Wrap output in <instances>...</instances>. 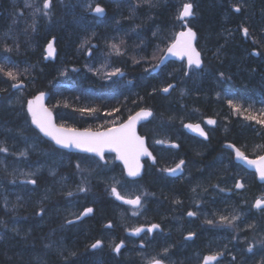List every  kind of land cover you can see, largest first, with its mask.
Returning a JSON list of instances; mask_svg holds the SVG:
<instances>
[{
    "label": "flooded vegetation",
    "instance_id": "af4514ba",
    "mask_svg": "<svg viewBox=\"0 0 264 264\" xmlns=\"http://www.w3.org/2000/svg\"><path fill=\"white\" fill-rule=\"evenodd\" d=\"M182 25L183 22L180 28ZM197 48L202 65L199 69L191 68V85L186 86V89H190L189 93L195 106L191 112L192 121L180 119L176 130L170 131L172 125L154 126V117L158 111L152 109L151 119L139 126L138 133L145 139L146 148L155 158V162L149 157L142 159L141 175L136 179L132 180L125 176L124 169L114 154L105 153L104 160H101L94 155L58 150L42 140L28 125L41 139L42 146L54 148L71 158L81 159L80 170H77L83 172V186L88 191L74 195L73 200L70 197V201L65 205L64 202L58 204V201L66 198L67 193H48L46 200L43 199V193H7L11 198L10 206H15L20 221H13L10 213L2 210L0 217L4 220L9 219L10 224L20 225L21 230L28 228L25 235L14 234L15 246H21L22 243L24 248H27L26 251L40 254L35 260L31 255L16 256V264H20L17 260L23 261L25 258L31 263L21 264H148L152 257L161 258L163 264H202L204 256L223 252L224 255L219 257L217 262L221 264L231 249L236 250L234 246L229 249L232 245L230 233L234 230L235 234H238L234 226L240 225L238 223L228 226L226 223H219L217 219L218 215L230 217L232 206L230 193L246 195L240 198L246 203L238 206V211L242 213L238 216L242 226L253 223L254 227L241 228L238 243L242 236L246 240V235L250 232L252 238L249 242L240 244L241 248L238 251L246 249L247 245L253 242L256 250L249 256L255 257L257 261V256L261 252L257 246H264L262 245L264 213L255 209L253 204L258 198L264 199V182L258 180L255 172L243 166L234 150L227 145L232 144L240 148L248 159L264 155L263 147H257L264 145L262 127L254 121L243 119L244 115H248V112L244 111L247 107L254 115L261 113L263 94L260 79L242 77L240 85L231 89L233 82L210 69V59L205 53L209 47L201 48L198 45ZM171 85L173 87L169 94H160L163 98L169 97L179 86L176 80ZM230 100L239 105L241 114H237L229 106ZM88 110L90 108H85L83 114L78 111L81 114L79 128L102 130L116 124L112 121V115L117 111ZM209 119L214 120L215 124H208ZM188 124L199 125L207 134V139L197 131L185 127ZM29 155L30 158L25 159L24 171L31 172L30 179L35 180L36 184L27 183L29 179H21L19 182L22 186L32 187L29 189L33 192L37 187H42L40 181L57 178L62 179L65 188H71L72 178L69 175L71 161L63 159L60 166L55 169L56 174L51 176L40 170L43 162L34 160L38 157H32L31 151ZM181 160L184 161L181 170L172 174L165 171L175 168ZM235 170L250 179L236 174ZM236 181L243 183L244 187L237 189ZM112 186L128 199L140 196L143 206L137 210L116 200L111 194ZM220 187L226 189L221 191ZM216 189L220 195L215 192ZM36 199L47 205V213L37 215L41 209L36 202L33 203ZM29 204L31 208L28 207ZM86 207L93 208V213L73 224L67 223V220H75L72 213L78 214ZM28 211L35 212V216ZM133 211H137V214L133 215ZM189 211L196 212L197 215L189 217L187 215ZM28 215L34 218V222L23 223V217ZM206 219H211L215 223L209 225L204 222ZM109 223L113 225L111 228L106 227ZM152 224H158L160 227L148 233L147 228ZM216 224L223 227L222 230H216ZM135 228H142L143 231L134 235L132 230ZM189 232L196 233L193 239H185ZM12 237L10 231L7 236L3 235L5 239H0V251L4 242L11 240ZM96 240L103 241V245L92 250L90 245ZM121 241L123 247L117 254L112 250V246ZM164 248H168L169 252L162 256ZM10 250L12 249L3 251L1 255L6 256ZM233 256L232 254L229 259L233 260Z\"/></svg>",
    "mask_w": 264,
    "mask_h": 264
},
{
    "label": "trees",
    "instance_id": "16d2710c",
    "mask_svg": "<svg viewBox=\"0 0 264 264\" xmlns=\"http://www.w3.org/2000/svg\"><path fill=\"white\" fill-rule=\"evenodd\" d=\"M186 1L52 0L51 17H46L43 0H0V65L21 74L19 83L26 86L24 102L36 93L47 92L48 107L58 124L68 128L81 127L79 115L68 111L96 109L100 95L103 101H117L107 107L118 109L112 115L116 124L139 109L157 112L161 107L156 104L163 99L159 91L174 83L179 65L168 64L151 74V58L157 55L159 60L173 41L181 26L177 16ZM190 2L195 15L188 24L197 33V46L209 47L205 53L210 69L216 73L223 64V76L231 82L238 77L259 78L263 94L260 111H264V0ZM95 5L105 9L103 18L89 15ZM236 5L241 6L240 12L233 10ZM35 8L41 12L34 14ZM229 19L235 30L231 37L224 29ZM244 27L249 30L245 38ZM52 40L54 58L45 61L44 47ZM85 40L89 43L84 44ZM113 44L120 48V55L111 48ZM119 73L123 75L118 77ZM12 83L0 73L2 99L12 94ZM19 112L26 120L23 104ZM6 123L0 118V128ZM3 235L0 233L1 240ZM11 249L6 256L0 251V264H16V256L23 251L17 246ZM29 255L33 259L40 256L33 251Z\"/></svg>",
    "mask_w": 264,
    "mask_h": 264
},
{
    "label": "snow or ice",
    "instance_id": "6c2138e0",
    "mask_svg": "<svg viewBox=\"0 0 264 264\" xmlns=\"http://www.w3.org/2000/svg\"><path fill=\"white\" fill-rule=\"evenodd\" d=\"M26 7H32L31 4L26 3ZM51 8H52V0H43L42 10L44 16L51 15ZM235 12L241 11V6L236 5L233 9ZM41 12L40 8L34 9V14ZM94 12L96 14H103L104 9L97 5L94 8ZM195 13L193 11V4L192 3H184L182 10L179 11L177 16L178 20L186 21L187 18L194 16ZM185 26H187L185 24ZM34 28V25H33ZM243 35L248 37L249 30L247 27L242 28ZM196 39V33L191 29L188 28L187 31H182L177 34L176 39L173 43L169 45L166 52L168 55L178 56V57H187L188 67L191 68L195 66L196 68H200L202 65L200 53L196 51L195 47H193V41ZM84 44H88L89 41L85 40ZM83 46V45H82ZM111 48L115 52V54L120 55V48L113 44ZM5 51H10V49L5 48ZM219 51V50H218ZM47 56H52L54 53L53 43L49 42L46 48ZM255 54V53H254ZM47 56L45 58H47ZM164 62V56L160 57V63ZM160 65L156 64L154 67L158 68ZM117 72L119 69L116 70ZM0 73H2L8 80L12 81L11 84L12 88H20L22 84L19 83L20 73L12 68H6L4 65H0ZM114 73H110L112 75ZM185 75H188V72H185ZM223 76V73H221ZM173 86L169 84L167 87L163 88L162 91L167 93L170 88ZM3 91V89H0ZM44 93L41 92L39 95L35 96L33 99L28 100L27 102V111L31 117L32 124L42 133L45 137L50 138L54 143L61 147V148H76L82 152L87 153H94L98 156L101 160H104V151L108 150L111 152L116 153V159L121 161L124 165L125 171L129 177H137L140 175L141 171V163L140 158L142 156H148L150 159L155 162V158L152 157L151 153L148 152L147 148L145 147L144 139L136 134V123L138 120L146 119L152 115L151 111L141 110L137 112L134 116H130L128 120L118 127H111L105 131H96L93 132L91 130H84L80 131L75 128H68L64 125L57 126L53 123L52 120V113L51 111L44 106ZM67 106V105H65ZM229 106L233 108L234 112L237 114H241V109L238 104L234 103L233 101H229ZM82 114L85 109H77ZM90 112L96 111L95 109L88 110ZM118 111V109H117ZM248 112V115H244L243 119L254 121L256 124L264 127V111L259 113V115L252 114L248 109L244 110ZM111 115V113H109ZM208 124H215L214 120L209 119L207 121ZM194 131H197L201 136L207 139V134L204 132L203 129L200 128L199 125H192L188 124L185 125ZM161 141H157L160 143ZM172 147H177V145H172ZM227 147L232 148L235 152L237 159L245 161L249 166L254 167L256 174L260 181L264 182V155L258 156L256 159H248L243 151L240 148H236L232 144H228ZM258 148L264 146H257ZM7 149L0 147V152H5ZM24 155V153H21ZM184 164V161L181 160L175 168L165 169V171L169 172L170 174L176 173L178 170H181V166ZM77 169L80 170L79 163L76 165ZM54 174V173H53ZM29 184H36V181L33 179H29L27 181ZM235 187L237 189H242L244 184L240 181H236ZM80 192H86L88 189L81 185L78 188ZM224 191V189H221ZM111 194L115 197L116 200L122 201L124 204L131 205L133 209L139 210L142 205V199L140 196H137L135 199H128L125 196L121 195V193L117 190L115 186L111 187ZM67 195L71 197L73 195L72 192H68ZM253 207L262 213H264V199H256ZM94 211L91 207H86L80 213H72L75 216V220H67L68 224H73L76 221L82 220L83 217L92 214ZM44 210L41 209L37 215H43ZM137 211H133V215H136ZM189 217H194L197 215L196 212L189 211L187 213ZM239 219V216L233 215L231 217L221 215L219 218V223H226L228 226H233L234 222ZM205 223L211 225L215 223V221L211 219H206ZM0 224H3V221H0ZM113 225L109 223L106 227L111 228ZM160 225L152 224L150 227L147 228L148 233H152L154 229H158ZM249 228L254 227V225H248ZM143 231L142 228H135L132 230L133 234H139ZM195 232H189L185 239H193L195 237ZM103 245V241L96 240L94 243L90 245L92 250H96L101 248ZM123 247V241L118 244L112 246V250L119 254L121 248ZM143 247V245H141ZM247 251L251 252L252 247L249 246ZM169 252L168 248H164L162 251V256L167 255ZM74 255V253H73ZM223 252H216L210 255L204 256L202 260V264H217L219 257L223 256ZM235 260V256L232 257ZM148 264H163L161 258L152 257V259L148 262Z\"/></svg>",
    "mask_w": 264,
    "mask_h": 264
},
{
    "label": "rangeland",
    "instance_id": "374dc122",
    "mask_svg": "<svg viewBox=\"0 0 264 264\" xmlns=\"http://www.w3.org/2000/svg\"><path fill=\"white\" fill-rule=\"evenodd\" d=\"M190 2V0H187L186 3ZM185 3V2H184ZM183 3V4H184ZM43 5V4H42ZM52 14V12H51ZM49 17V16H48ZM51 17V16H50ZM232 20L229 19V21L225 22V33L227 35L234 36V28H231ZM209 35V33H208ZM209 38V37H208ZM201 48H206L202 43L199 44ZM159 57V56H158ZM157 55L153 56L151 58V61L153 62V65L157 64L158 61ZM179 69L181 70V77H178V80L176 81L179 85L172 94L167 97L161 99L159 102H157V106H160L162 111L158 110L156 113L157 115L154 117V126H169L172 125L170 131L176 130L177 122L178 120H190L192 121V109H194L193 105V98L191 97L189 91L190 89H186V85H184L186 82H189L192 75L191 73H188V75H185V68L184 64L179 65ZM152 70V69H151ZM154 70V69H153ZM153 70L151 71V74H153ZM157 73V72H156ZM154 73V74H156ZM25 87H21L19 91H12L6 99L0 100V115H3V117H0L1 119H4L7 121V125L0 128V147H3L7 149L5 152H0V210L4 212H9L13 221H20V216H17V211L15 209V206L11 203L10 196L7 195V193H43L44 197L43 199L48 198V193H68L72 192L73 195L71 196V200L75 198L74 195H79V193H82L78 191L79 186L83 185L82 177L83 172L78 171L76 165L80 162V158L77 157H69L68 155L61 154L60 151L56 149H52L48 146H42L38 135L30 130L28 122L22 118L21 114L19 112V109L21 105L23 104L25 106V102L23 101V98H25ZM163 89V88H162ZM161 89V90H162ZM161 90L159 92H161ZM104 97V96H103ZM99 100L96 102L98 107L96 108V111L99 110H108V105L116 104L115 101L107 102L103 101V99L100 95ZM95 104V105H96ZM162 106L164 107L162 109ZM113 110V109H112ZM70 115H81L80 113L76 112L75 110L68 111ZM63 114V113H62ZM23 115V114H22ZM26 116V115H25ZM180 118V119H178ZM115 120V118L113 119ZM112 120V121H113ZM81 122V118H80ZM156 130V129H154ZM156 137V134H154ZM262 137L264 138V128L262 127ZM7 144L6 146L4 144ZM41 144V145H40ZM264 146V145H263ZM264 149V147H263ZM29 151L33 153L32 157H38L34 160H37V162L41 163L43 162V165L41 166L40 170L46 171L49 175L54 176L56 174V167L60 166L61 161L63 159H67L68 161H71V170L69 172L71 180V188L67 189L64 186V183L62 179L52 178L50 180H42L40 181V185L42 187H37L33 192L29 188L22 186L19 182L21 179H30L31 172L24 171V165L26 164L25 159L30 158L31 155H29ZM21 153H24V155H21ZM40 157V158H39ZM46 160V161H45ZM45 162V163H44ZM73 169H76L73 171ZM236 174L243 176L246 179H250L249 177L245 176V174H242L240 171L235 170ZM54 173V174H53ZM213 176H215L213 174ZM226 189V188H219ZM217 189L215 190V192ZM217 193V192H216ZM220 195V193H217ZM232 200V206L230 210V217L235 215L242 214L240 211H238V206L240 204H245L246 202H243L242 196L245 194L242 193H230ZM246 196V195H245ZM80 197V196H79ZM220 197V196H219ZM221 198V197H220ZM80 199V198H79ZM29 201V200H28ZM70 201V197L67 195L64 199H59L58 204L61 205V203L64 202V205ZM36 202L39 209H43L44 212L47 213V205L41 202L39 199H36L33 201V203ZM19 207V206H18ZM35 207V206H34ZM36 208V207H35ZM30 212V211H28ZM31 213V212H30ZM33 217L35 216V212L31 213ZM221 215H218L217 219L219 220ZM31 217V215H28V217H23L22 221L23 223L33 221L34 218ZM0 221H3V224H0V233H3L4 235H8V231L13 235L12 239L14 238V234H18V236L25 235L24 231L20 229V225L15 226L14 224L9 223L8 220H4L0 217ZM240 218L234 222V224H240L241 228H246L248 226H245V224L240 223ZM263 225H264V218H263ZM253 225V223L251 224ZM223 227H220L219 224L215 225L216 230H222ZM28 229V228H27ZM232 230V229H231ZM233 233H230L232 244L229 249H231L233 246L236 250H239L241 247L240 244L243 245V243H247L250 241V238H252V234L246 235V240H244L243 236L238 243V234H235V231L232 230ZM264 236V233H263ZM10 240V239H9ZM16 240V239H15ZM10 240L12 242L15 241ZM218 241V240H217ZM242 241V243H241ZM1 244V243H0ZM264 245V244H262ZM261 245V246H262ZM251 246L252 251H247V248ZM29 247V246H28ZM47 245H45V248ZM261 252L257 256V261H255V257L249 256L250 253H253L256 250L255 244L252 242L251 244H248L246 249H241V253L243 258H237L235 260H230V256L232 254L229 252L226 259L221 264H240V259H244L246 262H242V264H264V246L260 247L257 246ZM18 249L21 250L20 252L22 255H29L30 251H26V247L24 248V245L21 243V246H18ZM261 255H263L261 257ZM30 257V256H27ZM35 260V259H34ZM21 264L22 263H31L27 258L23 261L17 260Z\"/></svg>",
    "mask_w": 264,
    "mask_h": 264
},
{
    "label": "water",
    "instance_id": "95a60500",
    "mask_svg": "<svg viewBox=\"0 0 264 264\" xmlns=\"http://www.w3.org/2000/svg\"><path fill=\"white\" fill-rule=\"evenodd\" d=\"M97 6V5H96ZM96 6H94L93 7V9L89 12V14L91 15V16H94V17H97V18H102V17H104V15H105V10H104V12H103V14H96L95 12H94V8L96 7ZM103 8V7H102ZM104 9V8H103ZM190 18V17H189ZM187 29H188V27H186L184 30H181V31H179L177 34H179L180 32H182V31H187ZM177 36V35H176ZM176 36H175V39H176ZM242 36H244L243 35V32H242ZM175 39H174V41H175ZM173 41V42H174ZM172 42V43H173ZM195 42H196V39L193 41V47H195ZM46 48H47V46H46ZM46 48H45V53H46V56H47V52H46ZM195 49H196V47H195ZM167 50V49H166ZM196 51H197V49H196ZM198 52V51H197ZM45 56V57H46ZM163 56H164V62L163 63H160V60H159V62H158V64L160 65L158 68H156L155 67V69L153 70V74L154 73H156L158 70H159V68L160 67H162L163 65H165L166 63H168V62H170V61H176V62H182L183 60H185L186 61V67L187 68H189L188 67V63H187V57H178V56H172V55H168L167 54V52L165 51L164 52V54H163ZM53 58V55L52 56H47V58H45V59H52ZM195 67V66H194ZM196 68V67H195ZM22 87H24V84H22ZM21 88V87H20ZM14 90L15 89H17V88H13ZM170 90H171V88L169 89V91L167 92V93H165L164 91H161V94H163V95H167V94H169V92H170ZM44 93V92H43ZM40 93H38V94H36V95H34L33 97H31L30 99H33L35 96H37V95H39ZM45 95H44V101H43V103H44V106L45 107H47L46 106V103H47V99H48V93H44ZM29 99V100H30ZM28 102V101H27ZM27 102H26V106H25V109H26V113H27V115H28V118H29V121H30V124H31V126L44 138V139H46V140H48L49 142H51L56 148H58V149H60V150H64V151H67V152H72V153H85V154H92V155H95L94 153H87V152H82V151H80V150H78V149H76V148H61V147H59V146H57L55 143H54V141H52L50 138H48V137H45L42 133H40L39 132V130L32 124V122H31V117H30V115L28 114V111H27ZM143 110H145V109H143ZM141 110H139L138 112H140ZM146 111H149V110H146ZM52 113V112H51ZM137 113V112H136ZM135 113V114H136ZM135 114H133L132 116H134ZM150 117H148V118H146V119H141V120H138L137 121V123H136V134L138 135V133H137V128H138V126L141 124V123H143V122H146L148 119H149ZM52 120H53V123L55 124V125H57L56 124V122H55V118H54V115L52 114ZM128 120V119H127ZM126 120V121H127ZM125 121V122H126ZM58 126V125H57ZM118 127V126H117ZM79 130V129H78ZM80 131H84V130H80ZM102 132V131H101ZM104 153H113V154H115L116 155V153L115 152H111V151H108V150H105L104 151ZM146 156H142L141 158H140V160L142 159V158H145ZM119 161V160H118ZM121 162V161H120ZM243 166H245V167H247L248 169H250V170H252V171H254V172H256L255 171V168L254 167H251V166H249L245 161H243V160H240L239 161ZM121 164L123 165V163L121 162ZM123 167H124V165H123ZM126 172V171H125ZM140 173H141V171H140ZM126 175H127V173H126ZM139 176V175H138ZM129 177V176H128ZM257 177H258V175H257ZM129 178H136V177H129ZM258 180H259V178H258ZM260 181V180H259ZM262 182V181H261Z\"/></svg>",
    "mask_w": 264,
    "mask_h": 264
},
{
    "label": "bare ground",
    "instance_id": "6f19581e",
    "mask_svg": "<svg viewBox=\"0 0 264 264\" xmlns=\"http://www.w3.org/2000/svg\"><path fill=\"white\" fill-rule=\"evenodd\" d=\"M213 61V60H212ZM219 68H220V70H218L217 72L218 73H223V70H225L224 68H225V66H223V64H220L219 65ZM216 72V73H217ZM178 77H181V70L180 69H178V71H177V73L175 74V77H174V80H178ZM240 80H241V78H234V79H232V82L234 83V85L233 86H231V89H233L235 86H239L240 84H239V82H240ZM191 80H189V82H186L184 85H186V86H190L191 84ZM261 90H262V88H261ZM164 107L162 106V109H163ZM178 119H180V118H178ZM214 206H216V205H214ZM28 207L29 208H31L32 206H31V204H29L28 205ZM234 228L236 229V231H237V233L238 234H241L242 233V229H241V226L240 225H236V226H234ZM11 240H13V239H11ZM11 247H15V243L14 242H12V241H10V240H6L5 242H4V244H3V246H2V248H1V250L2 251H7V249H11ZM230 252L234 255V256H236V257H238V258H243V256H242V253H241V251H238V250H230ZM240 261V264H242V262L244 261V262H246L244 259H240L239 260Z\"/></svg>",
    "mask_w": 264,
    "mask_h": 264
}]
</instances>
